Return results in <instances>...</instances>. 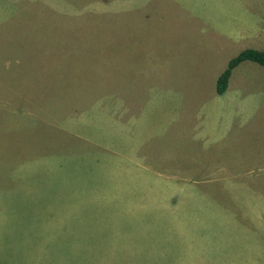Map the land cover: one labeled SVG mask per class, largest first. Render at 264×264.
Here are the masks:
<instances>
[{"label":"rangeland","instance_id":"rangeland-1","mask_svg":"<svg viewBox=\"0 0 264 264\" xmlns=\"http://www.w3.org/2000/svg\"><path fill=\"white\" fill-rule=\"evenodd\" d=\"M251 48L264 0H0V264H264Z\"/></svg>","mask_w":264,"mask_h":264},{"label":"trees","instance_id":"trees-1","mask_svg":"<svg viewBox=\"0 0 264 264\" xmlns=\"http://www.w3.org/2000/svg\"><path fill=\"white\" fill-rule=\"evenodd\" d=\"M244 62H252L264 68V51L245 49L230 59L227 67L216 80L215 92L217 95H222L226 91L232 71Z\"/></svg>","mask_w":264,"mask_h":264},{"label":"crops","instance_id":"crops-1","mask_svg":"<svg viewBox=\"0 0 264 264\" xmlns=\"http://www.w3.org/2000/svg\"><path fill=\"white\" fill-rule=\"evenodd\" d=\"M240 33H243V32H240ZM240 33H238V31L236 32V38L235 39H233V40H231V42L232 43H237V42H239V41H241L244 37H241V35H238L237 36V34H240ZM252 49V48H251ZM228 64V63H227ZM216 80H217V78H216ZM216 80H215V82H216ZM232 80H233V75L231 74V76H230V79H229V82H228V86H227V89H226V91L222 94V95H217V94H215L214 96L216 97V98H218L221 102L220 103H222V104H224V101L223 100H225L226 102H228V97H230L229 95H231L232 93H234L235 91H239V89L240 88H236V87H231L232 86ZM237 89V90H236ZM216 93V92H215ZM229 94V95H228ZM124 103H126V100H125V102ZM126 106H128V107H130L131 108V110H132V112H134V111H137V110H139V109H141V110H143V106L141 107V108H139V107H134V105H132V104H127ZM140 111V110H139ZM139 113V112H138ZM224 127V125H222V128ZM191 130V129H190ZM241 129H239V130H237V132H239L240 134H241ZM221 137H223V138H221V139H219L218 141H222V147H223V150L222 151H224L225 149L224 148H228L227 149V153H229V156L230 155H242L241 153H240V147L238 146V144H232L231 146H230V149H229V145L231 144V142H233V140H231V139H229L228 137H227V135H226V131L221 135ZM241 137H242V135H241ZM178 143V142H177ZM216 143H218L217 141H216ZM178 145V144H177ZM190 146H191V143H190ZM239 159V161L240 160H242L241 158H238ZM141 161H148V160H141ZM180 161V160H179ZM149 162V161H148ZM183 176V175H182ZM185 176H187V173H185Z\"/></svg>","mask_w":264,"mask_h":264}]
</instances>
